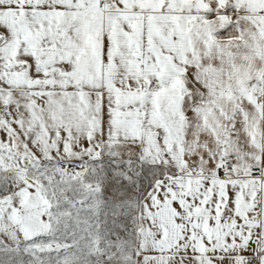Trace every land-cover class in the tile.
<instances>
[{
	"label": "snow or ice",
	"instance_id": "1",
	"mask_svg": "<svg viewBox=\"0 0 264 264\" xmlns=\"http://www.w3.org/2000/svg\"><path fill=\"white\" fill-rule=\"evenodd\" d=\"M0 264H264V0H0Z\"/></svg>",
	"mask_w": 264,
	"mask_h": 264
}]
</instances>
